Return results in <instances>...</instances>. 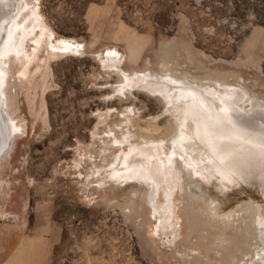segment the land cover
<instances>
[{
    "label": "rangeland",
    "instance_id": "rangeland-1",
    "mask_svg": "<svg viewBox=\"0 0 264 264\" xmlns=\"http://www.w3.org/2000/svg\"><path fill=\"white\" fill-rule=\"evenodd\" d=\"M27 2L49 42L75 52L67 50L49 59L48 83L37 90L32 103L19 87L16 67L6 60L7 71L2 67L17 79L11 80L9 89L17 104L11 113L27 128L23 136L19 133L21 138L15 137L11 170L4 175L1 166L6 161L0 166V264H257L262 253L257 254L258 234L252 229L264 227L263 173L258 178L248 174L245 183L224 184L228 189L209 181L208 192L230 197L229 209L236 200L242 204L252 200L254 220L245 211L232 222L213 220L206 211L193 209L181 188L170 189L161 179L165 185L158 199L171 210L169 220L162 222L146 203L145 185L125 180L128 175L113 178V171L126 168L123 163L113 165L116 160L103 152V140L126 112L138 117L145 129L156 123L162 126L143 134L131 127L128 136L135 145L146 144L142 137L160 145L170 139L166 103L141 88L128 87L126 78L160 77L162 67L180 80V86L188 84L185 87L197 93L223 92L219 87H227L248 95L253 107L263 103L264 0ZM31 27L29 31L36 29ZM25 44L34 47L28 40ZM47 55L44 51L41 60ZM116 133L123 139L120 130ZM116 155L124 159L125 154L119 150ZM133 157L141 162L139 152ZM185 157L192 167L205 168L198 156L193 157L198 163ZM174 167L167 163L165 168L169 182ZM174 181L176 186L179 182ZM16 189L27 199L22 213L12 211ZM23 238L29 240L26 246H21ZM223 239L228 244H222Z\"/></svg>",
    "mask_w": 264,
    "mask_h": 264
},
{
    "label": "bare ground",
    "instance_id": "bare-ground-1",
    "mask_svg": "<svg viewBox=\"0 0 264 264\" xmlns=\"http://www.w3.org/2000/svg\"><path fill=\"white\" fill-rule=\"evenodd\" d=\"M24 20L25 22H23ZM42 25L38 17L35 16L34 9L32 10L27 0H0V166L4 165L2 162L3 160L4 162L6 161L5 165L1 166L4 175L11 168L12 153L16 147L15 137L17 134L19 135V133L23 136L22 132L27 128L25 122L20 121V123H18V120L16 121L14 119L15 115L13 116L11 113V109L13 110L14 106L17 105L15 96L10 94L12 91L9 93L10 86H12L11 80H14L15 77H11L9 73H6V61H9V66L14 65L16 67L19 87L26 90V96L29 98L28 101L30 102L31 98L32 103V98H36L35 95L37 90L48 83L47 78L49 73L47 70L49 69V59L51 60L54 56H58L67 50H73V52H75L74 48L68 47L65 49L60 45L53 46L52 42H49L50 36L46 34L47 31H39ZM31 26H36V29L29 31V27ZM38 32H40V34ZM27 40L33 44V49H28L29 46L25 44ZM44 51H47L48 57L41 60L40 56ZM102 61H104V59H102ZM107 61H111L110 58H108ZM34 65H36V69H34L35 72L32 73ZM112 65L111 67L114 68V62ZM2 67H4L6 71L3 70ZM116 70L120 71L118 68ZM151 76L148 74L136 76L128 75L126 78H128L130 84L128 82L129 85L127 86H134V88H138L139 90L141 88L151 95L163 99L168 108L165 112H168L170 117V139L160 145L158 141L154 139L142 137V141L144 140L146 143L144 144L142 142V144L145 146L141 145L140 142L135 145L131 137L128 136L132 134L130 132L131 127L137 128V130H140L143 134L146 132L149 133L151 130L152 132H158L162 129V126L156 123L155 125H151V130L149 128L145 129L144 125L141 124L142 127L138 123V117L126 112L123 118L121 117L122 120H119V122L115 124V128L110 133L111 135L108 133L109 137L103 140L106 146L103 148V152H109L113 155V160H116V163L113 165L115 166L123 163V168H126V170L122 172L117 169L113 171V178L119 177L120 175H122V177L128 175V179L125 180L131 178L138 181V184L145 185V191L148 192V194H146V203L156 210L162 222L169 220L168 215L170 216L171 210L158 199L159 194L163 191L162 186L165 185L161 179H164L165 182L168 183L167 185L170 189L174 187V189L181 188V195L184 194L188 197L191 202V207L200 211H206L205 215L208 213L213 220L220 219L222 221L224 220V222H232L234 218H241L245 211L246 213L250 212V216H252L254 220L256 211L251 208L252 200L250 203L242 204L243 202L241 203L234 199L235 206L229 209L228 205L232 202L229 196L221 199L218 194L208 192L206 188L210 185L209 181H216V184H221V186H224V184L237 185L238 183L244 182V177H247L248 174H252L257 178L258 175L264 174V102L262 103L259 101L253 107V102L252 100L251 102L249 101L250 98L248 95L247 97L242 91H237L239 93L236 91L230 92L229 90L231 89L227 87H219L224 90L223 92L211 89V91L197 93L193 91V89L186 88L185 86L188 84L180 86L182 85H179L180 80L178 81L173 77L171 72L167 71V68L163 67L158 73L160 77ZM122 79L124 80V78ZM16 80L17 79H15V81ZM213 80L214 79L211 80L212 83ZM190 82L191 81L188 83ZM194 82L196 83L197 81ZM199 84L202 85V83ZM47 86L48 85H46V87ZM200 88L202 87L200 86ZM200 88L198 89L201 90ZM168 94L172 96V102L169 101ZM4 96L6 99L3 98ZM236 104H240V106L235 108ZM249 105H251L252 108H250ZM236 109H239V111H236ZM14 110H16V108ZM36 112L34 113L37 114ZM14 113H18V110ZM41 114L43 115V113ZM141 123L145 124V122L142 121ZM117 130L123 133V139L115 135ZM163 145H165L166 150H164L165 148L163 149ZM129 146L134 148L130 149L131 154L127 153V148ZM119 150H121L123 155L125 154L124 159L122 156L116 155V151ZM100 151L102 152V150ZM136 152L140 153L141 159L138 160H141V162L135 161L137 158L133 157V154ZM185 156L191 157L190 160L198 156V159H200V166L205 165V168L199 170L196 167H192L187 163V157ZM194 160L195 159H193V162ZM111 162L112 161H109L108 163L112 164ZM129 163H133L132 166ZM167 163L175 166L172 170L174 178H172L170 182L169 172L167 171V173L165 171ZM154 165L155 167L157 166L158 170L154 168ZM197 165L198 164H196V166ZM150 166H152V168ZM123 178L121 179L124 181ZM174 179L176 182H179L176 186ZM216 186L214 185L213 187L215 188ZM225 187L226 186H224V189H228ZM12 196L15 197L16 203V209L12 208L13 213L15 211L22 213L23 208L21 206L27 205L26 196H23V194L21 196L17 189L13 192ZM129 205L133 208L134 203H129ZM188 206L190 205L188 204ZM250 208L251 210L249 211ZM248 214L249 213L246 215L248 216ZM247 216H245V218ZM252 230H254V233L257 230L258 234V241L256 240L257 238L255 240L257 241L256 249L258 250L259 248V250L258 252L256 250V252L258 255L261 253L263 255L257 260V264H264V235L262 237L261 234V231H264V227H261L260 231L259 228L254 225ZM224 239L222 244H228V241ZM28 241L27 238H23L21 246H26Z\"/></svg>",
    "mask_w": 264,
    "mask_h": 264
}]
</instances>
